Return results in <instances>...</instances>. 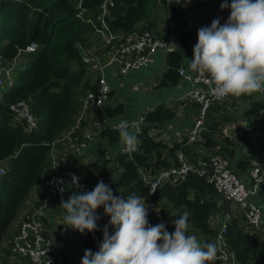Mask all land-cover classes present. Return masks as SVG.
Returning <instances> with one entry per match:
<instances>
[{
	"label": "trees",
	"instance_id": "trees-1",
	"mask_svg": "<svg viewBox=\"0 0 264 264\" xmlns=\"http://www.w3.org/2000/svg\"><path fill=\"white\" fill-rule=\"evenodd\" d=\"M154 1L166 6L165 0H0V60L12 59L19 49L32 42L37 46L34 51L22 55L19 73L4 86L0 97V163L5 165V172L0 176V255L2 252L8 255L9 251L3 243L30 193L37 190L40 199L45 193L41 182L50 165L51 143L73 123L80 98L88 89H95V85H91L89 67L100 51L93 46V35L98 33V41L102 40L104 51H107L111 46L103 37L127 33L138 23L148 21L151 2ZM102 4H105V9H102ZM166 8V22L154 33L160 37H172L177 47L167 52L166 68L156 79L154 88L178 84V69L184 51L191 44L190 32L184 28L183 12L177 8ZM229 15L226 8L218 6L216 13L202 19L200 25L210 26L216 18L224 24ZM153 25L150 22L146 28L152 30ZM76 44L91 58L90 61L81 57ZM241 97L245 99L248 96ZM20 100L28 101L36 118L35 128L29 131L8 111L11 103ZM250 103L244 114L261 121L264 118V101L257 99ZM194 108L197 114V103ZM105 111L111 117L120 114L123 109L121 105L113 108L106 106ZM176 114L175 107L163 103L144 110L138 133L140 144L131 155L118 149L111 158L106 146L96 144L93 149L95 158L79 167L88 185L85 191H91V184L100 177L103 182L109 183L114 195L120 193L127 196L134 192L146 198L148 187L139 174L140 169L154 174L161 168L176 164L179 151L190 159L193 157L196 162V144L187 146L176 141L168 144L150 134L152 129L163 128ZM256 128L261 126L256 125ZM213 131H217L216 124L207 123L200 145L207 149L218 147V152L230 158L233 155L231 139L225 137L223 143L217 141L212 136ZM99 137L112 143L120 139L119 133L109 128L101 129ZM237 167L246 170L250 167L249 161L239 160ZM73 191L80 190L69 187L62 199L67 200ZM258 195L264 202V178ZM219 197L206 177L193 172L179 182L163 184L155 195L159 207L164 208L160 215L166 221L173 222L184 212L189 214L190 228L202 236L201 245L213 243L212 239L218 231V228L211 227L210 218L219 208ZM60 201L53 204H60ZM167 204L171 205V209L167 208ZM223 204L226 201L223 200ZM95 212L100 216L96 231L86 230L83 234L75 229L73 231L83 249L93 252L98 251L102 240L100 229L109 220L102 206ZM108 230L111 235L110 225ZM225 238L239 264H264V239L244 232L241 220L233 218L227 223ZM219 263L218 259L214 262Z\"/></svg>",
	"mask_w": 264,
	"mask_h": 264
},
{
	"label": "built area",
	"instance_id": "built-area-1",
	"mask_svg": "<svg viewBox=\"0 0 264 264\" xmlns=\"http://www.w3.org/2000/svg\"><path fill=\"white\" fill-rule=\"evenodd\" d=\"M193 0H180L177 4L175 0L169 3L165 0L168 9L177 8L183 12L185 20L184 28L202 26L199 22H194L191 14ZM231 3V0H228ZM105 9V4L101 5ZM230 13V8H226ZM107 44H110L109 56L105 62L95 64L94 73L95 89H88L80 98V104L74 115V121L71 126L64 131L57 139L51 143L50 165L46 170L45 178L41 186L45 189L42 198L37 199V204L33 210L24 218L20 219L15 225L13 234L9 238L8 255L12 258L24 259L27 264H62L59 259L58 244L54 240L52 230L45 226L53 213L52 205L55 201L63 200L67 189L85 191L88 187L87 182L79 171L89 159H94L93 149L94 136L99 135L103 128L115 130L119 122L112 123L107 117L105 107L109 101V95L112 88L106 78L105 69L108 66H115L116 74L124 75L129 71L138 70L141 67L151 65L158 52H167L175 48L172 37H160L153 30L146 28L142 22L124 34H108L104 37ZM34 42L27 45L24 49H19L18 53L10 60H0V97L7 80H10L14 71L21 66L22 55L26 52H32L36 49ZM180 84H186L188 89L186 97L198 104L196 118L189 128L174 132V141L184 142L191 146L196 144L201 149L202 157L196 162L190 159L181 151L177 152V163H172L166 168H161L154 174H150L140 169L139 174L148 187L146 202L148 206V221L154 226L163 221L160 215V207L155 195L157 190L165 183H176L185 178L189 173H197L199 176L206 177L211 182L216 193L222 200L233 204L239 214L241 225L244 232L260 236L264 234V203L257 202L254 197L258 195L259 187L264 176V164L255 163L248 171L247 177L251 180L247 185L244 180L236 173L230 159L224 154L218 152V147L207 149L200 145L203 142L202 131L205 129L204 122L207 118V112L210 107L217 103L227 100L216 98L212 92V85L209 84L207 74H200L190 68L180 66L178 69ZM263 98L264 93H259ZM9 114L14 120L21 122L24 128L29 131L36 126V118L30 110L28 101L20 100L11 103L8 106ZM87 113H92L90 124L83 125ZM264 113V110L263 112ZM264 119V118H262ZM261 119V120H262ZM143 121V117L137 121ZM141 125V124H140ZM255 126V125H254ZM254 126L248 122L241 123L233 131L224 127L223 135L241 139L250 134ZM140 127V126H139ZM116 131V130H115ZM163 129H152L150 134L160 138ZM118 132V131H117ZM232 133V134H231ZM258 153L264 160V126L259 133ZM161 139V138H160ZM119 152L123 151L121 144ZM5 172V165L0 163V176ZM79 177L78 186L73 187L71 182L72 175ZM101 178L97 177L90 187L94 189ZM109 186L108 182H104ZM155 192H151L152 188ZM63 189V191H61ZM151 192V193H150ZM36 194L38 192L36 191ZM61 202V201H60ZM159 209V212L153 211V208ZM231 220L230 215L226 214L214 238L213 243L218 246V260L222 264H239L230 250L225 235L227 223ZM160 221V222H158ZM110 229H115L110 225Z\"/></svg>",
	"mask_w": 264,
	"mask_h": 264
},
{
	"label": "clouds",
	"instance_id": "clouds-1",
	"mask_svg": "<svg viewBox=\"0 0 264 264\" xmlns=\"http://www.w3.org/2000/svg\"><path fill=\"white\" fill-rule=\"evenodd\" d=\"M220 8H230V15L224 24L216 18L210 26L198 29L190 69L207 74L211 92L218 99L264 93V0H231L230 4L223 0ZM141 123L122 119L115 126L124 152L137 150ZM78 180L73 174L70 183L74 188ZM60 206L66 210L64 225L82 234L97 230L98 207L109 217L100 229L98 251L86 249L80 264H214L218 258L215 243L201 245L196 235L187 234V212L174 219L170 233L164 222L149 224L146 198L134 192L114 195L102 180L91 191H73ZM109 225L115 229L111 235Z\"/></svg>",
	"mask_w": 264,
	"mask_h": 264
},
{
	"label": "crops",
	"instance_id": "crops-1",
	"mask_svg": "<svg viewBox=\"0 0 264 264\" xmlns=\"http://www.w3.org/2000/svg\"><path fill=\"white\" fill-rule=\"evenodd\" d=\"M223 0H193L192 6H191V14L192 19L194 22H199L206 18L209 15H213L216 13L218 6L221 5ZM158 29V28H157ZM191 35V44L188 49L184 51L183 60L181 63V66L185 68H190V59L193 57V47L197 42V31L198 27L193 26L188 29ZM104 38V37H103ZM102 38V39H103ZM104 40V39H103ZM175 48L177 47L176 42L173 40ZM105 45L103 44V48H99V54L94 57L92 60V64L89 67V73H90V79H91V85H94L95 80V73H94V67L95 64H100L102 62H105L109 56V48L107 51H104ZM166 54L163 52H158L155 55V59L151 65L141 67L138 70H132L127 72L124 75H118L116 74L115 66H108L105 69L106 78L112 88V91L109 95V101L106 103V106L110 107H116L118 105L122 106L123 111L120 114L114 115V116H108V119L112 123L120 122L122 119H128L129 121L132 120H138L140 116H142V113L144 110L153 108L155 105L163 103L166 106L169 107H175L177 114L176 117L167 122L166 125L162 128L163 131L160 134V138L168 144H172L174 142V132L178 130H183L186 128H189V126L193 123L194 119L196 118V113H186L185 107L193 106L194 108V102L190 101L186 97V91L188 89V86L186 84H177L174 87H167V88H154L156 79L161 75V73L166 68V61H165ZM125 92H129V96L136 95V97L127 99L130 100L129 103L126 102V98L124 96ZM254 95V96H253ZM263 100L259 94L254 93L251 96H248L244 101H246L247 108L251 104V100ZM132 103V105H130ZM246 108V109H247ZM195 109V108H194ZM245 109V110H246ZM193 111V110H192ZM242 120L235 124V123H228L224 124L221 128V131L219 130V133H222V130L224 127H227L229 130L233 131L235 128H237L241 123L248 122V120H245L248 116L245 114L242 115ZM92 113H87L86 118L83 122V125L90 124V119H92ZM245 118V119H244ZM249 123V122H248ZM256 125H260L261 128L264 126V119L257 120V123H255L254 129L250 134H247L246 137H243L241 139H237L235 137H228L232 141L238 140L239 146H236L232 143L231 147L233 148V155L229 158L231 163L233 164V168L235 169L236 173L244 180V182L249 185L250 179L247 177V171L255 164V163H263L264 160L260 158V155L258 153V144H259V128H256ZM132 131H135L132 129ZM232 134V133H231ZM215 134H212L214 137ZM223 137H227L223 135ZM98 143H101L103 146H106L108 148V152H110V157H113L118 149L120 148V139L112 143L109 140H106L104 138L99 137V135L94 136L93 144L96 145ZM201 149L199 146H195V154H196V160L197 157L199 158V155H202ZM192 159H194L192 157ZM239 160H247L249 161L250 167H248L246 170H240L238 166ZM46 171L42 177V181L45 178ZM264 178V176L262 177ZM37 190H33L30 195L28 196L27 200L22 206L20 216L18 220L15 222L13 228L10 231V234L8 238L3 243L4 248H8L9 243V237L13 234L14 227L17 224V222L27 216L33 208L37 204L38 196L36 194ZM254 199L259 203H264L259 195L255 196ZM56 204V203H55ZM55 204L52 205V208L55 207ZM219 208L214 216L210 218V224L212 228H215L214 224V218L217 216L219 219L224 218L226 214L230 215L231 219H237L240 221L239 214L237 212V209L233 204H229L226 202V204H223V201L218 200ZM217 229V228H216ZM83 248V247H82ZM1 256L4 257L3 264H27V262L24 259L21 258H12L9 255H5V253L2 252ZM62 254L59 253V259L62 263ZM82 258V257H81ZM81 258H79V255L77 257L71 260H69L65 264H80ZM63 264V263H62Z\"/></svg>",
	"mask_w": 264,
	"mask_h": 264
},
{
	"label": "rangeland",
	"instance_id": "rangeland-1",
	"mask_svg": "<svg viewBox=\"0 0 264 264\" xmlns=\"http://www.w3.org/2000/svg\"><path fill=\"white\" fill-rule=\"evenodd\" d=\"M150 13H151V15L149 17V20L148 21H142V23L145 24L146 26L150 22L154 23V25H153L154 27H152V30L155 32L157 30V28L158 29L161 28L163 26V24L166 22V19L168 16L167 8L165 5L161 4L160 2L154 1V2H151ZM97 36H98V33L93 35L92 42H93V46L97 47L99 50V48L100 49L103 48V42H102V40L98 41ZM102 37H103V35H102ZM19 70H20V68H18L14 71L12 77L10 78V80L6 81L5 85H8L17 76V74L19 73ZM129 94H130L129 92L124 93V96L127 97L126 98L127 103L130 102V100L127 101L128 98L133 100L132 98L136 97V95L129 96ZM245 99H244V97L229 96L227 100H224L222 102H217L210 107V109L207 112V118L204 122V126L207 125V123L212 124V122L216 124L217 131L212 132V134H215L213 137L214 139L222 142L224 137L221 133H219V130L221 131V128L223 127V125L228 124V123L229 124L230 123L237 124L242 120V118H243L242 115H244V111L247 108V105H246L247 102L244 101ZM130 105H132V103H130ZM185 110H186V113H192L195 111L193 106H189V105L187 107H185ZM245 120H248L249 124L254 126L255 123H257V120H259V118L256 119L254 117L253 118L247 117ZM232 143L235 144L236 146H239L238 140L232 141ZM120 146H121V144H120ZM110 154L111 153L109 152L108 155L110 156ZM232 166H233V164H232ZM218 200L223 201L221 197H219ZM167 208L171 209V205L167 204ZM163 209L164 208L161 206L160 211L162 212ZM65 214H66V210L63 209L60 206V204H55V207L53 208V213H52L51 217H49V220H47L45 222V226L47 228H49L50 230H52V235L55 238L54 240L58 244L57 250L60 252V255L62 254V256H63L61 259L63 264L67 263L69 260H71L73 258L75 260L77 255H79V258H81L84 255V251H85L82 248L81 243H79V241L73 235L74 229L71 227H66L64 225L65 224V220H64ZM178 217H176V219ZM162 219H163L162 222H164L166 225L167 231L170 233L173 232L174 231V225L172 224V222L166 221L164 218H162ZM223 219L224 218L219 219V217H217V216L214 218L213 221H214V224L216 226L215 228H219ZM187 232L190 235L191 234L196 235L198 242L201 243L202 236L199 233H195L190 228V223H189V228H188ZM260 237L262 239H264V234H261ZM3 261H4V257L0 255V264H3L2 263ZM219 264H222V263L220 262Z\"/></svg>",
	"mask_w": 264,
	"mask_h": 264
},
{
	"label": "water",
	"instance_id": "water-1",
	"mask_svg": "<svg viewBox=\"0 0 264 264\" xmlns=\"http://www.w3.org/2000/svg\"><path fill=\"white\" fill-rule=\"evenodd\" d=\"M79 54L81 55V57L86 60V61H90L91 58L86 54V52L80 47V45L76 44L75 45Z\"/></svg>",
	"mask_w": 264,
	"mask_h": 264
}]
</instances>
